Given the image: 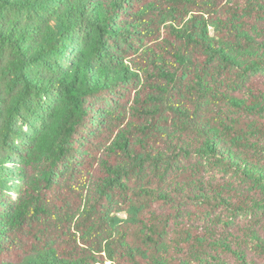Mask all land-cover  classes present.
Here are the masks:
<instances>
[{"label":"trees","instance_id":"obj_1","mask_svg":"<svg viewBox=\"0 0 264 264\" xmlns=\"http://www.w3.org/2000/svg\"><path fill=\"white\" fill-rule=\"evenodd\" d=\"M264 0H0V264H264Z\"/></svg>","mask_w":264,"mask_h":264},{"label":"rangeland","instance_id":"obj_2","mask_svg":"<svg viewBox=\"0 0 264 264\" xmlns=\"http://www.w3.org/2000/svg\"><path fill=\"white\" fill-rule=\"evenodd\" d=\"M264 232V231H263Z\"/></svg>","mask_w":264,"mask_h":264}]
</instances>
